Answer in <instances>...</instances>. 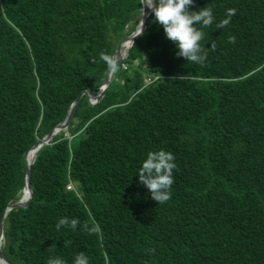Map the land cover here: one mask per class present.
Masks as SVG:
<instances>
[{"label":"trees","instance_id":"trees-1","mask_svg":"<svg viewBox=\"0 0 264 264\" xmlns=\"http://www.w3.org/2000/svg\"><path fill=\"white\" fill-rule=\"evenodd\" d=\"M205 6L215 20L200 43L216 44L205 66L177 57L149 14L92 105L83 92L109 71L100 53L113 57L141 23V0H0V219L21 197L24 154L79 98L66 133L35 154L30 202L3 219L11 264H73L79 252L90 264H264V0L190 11ZM160 149L177 167L158 205L137 174ZM62 217L99 231L57 230Z\"/></svg>","mask_w":264,"mask_h":264},{"label":"clouds","instance_id":"clouds-1","mask_svg":"<svg viewBox=\"0 0 264 264\" xmlns=\"http://www.w3.org/2000/svg\"><path fill=\"white\" fill-rule=\"evenodd\" d=\"M141 3L142 16H139V19L141 17V26L136 36L141 35L143 31L144 20L142 17L147 16L150 13L154 17V22L163 27L166 39L176 45V48L178 49L176 52L177 57H182L188 62L198 63L201 66H205V62L208 58V52L215 51L216 49V44L214 42L207 48L202 46L200 43L205 36L202 29L205 27H211L215 20L211 6H205L203 8H199L198 10L190 11V8L194 5V0H141ZM236 12L237 9L228 8L225 13L226 18L221 19L219 23L216 24V28L223 29L229 25L231 18L236 14ZM197 25H199V27H197ZM137 26H139V21L136 28ZM136 28L132 33L136 31ZM235 41L236 37L234 35H230L228 37V43L234 44ZM131 46L132 44L129 46L127 54ZM123 59L121 58V60ZM100 60L103 61L111 71L116 72L118 70V62L116 63L113 57L106 52L100 53ZM100 90L101 87L95 95H90L85 91L83 94L86 95L88 102L93 105L99 102L95 101V97L100 93ZM66 129L61 130L65 131ZM59 131H57L53 137ZM174 161L175 156L171 152L160 149L148 152L146 159L142 161L139 168L137 174L139 178L138 182L148 189L151 198L158 202V205L165 204L171 199V187L174 184L173 172L177 167ZM69 188L70 187L67 186V189ZM19 201L20 199L16 203ZM62 226L70 228L72 231H75L79 226L83 231L90 235L99 231V227L97 225H90L87 222L81 225L78 218H60L56 224L57 230H59ZM70 245L71 241L64 242V247H68ZM55 248L56 245L53 243L48 250L50 252H54ZM151 251L154 252V249ZM46 264H67V262L60 257H50ZM73 264H90V262L84 252H79L74 255Z\"/></svg>","mask_w":264,"mask_h":264},{"label":"water","instance_id":"water-1","mask_svg":"<svg viewBox=\"0 0 264 264\" xmlns=\"http://www.w3.org/2000/svg\"><path fill=\"white\" fill-rule=\"evenodd\" d=\"M149 14H150V13H149ZM149 14L143 18V20H144V25H143V31H142V33L144 32L145 25H146L145 21H146L147 17L149 16ZM141 16H142V14H141ZM139 29H140V27L137 26L136 31H135L134 33H132L130 36H128L126 39H124V40L121 42L120 45H118V47H117V49H116V52H115V55L113 56V59L116 61V63L119 62V61L121 60V59H115V58H116V55H117V53H118V51H119V49H120V47H121V45H122L124 42H126L128 39L134 41L137 37H139L140 35H139V36H136V35L138 34V32H139ZM141 35H142V34H141ZM126 56H127V51H126L125 55L122 57V59H123L124 57H126ZM111 72H112V71L109 69L107 75L105 76V80H104V83H103V85H102V87H101L100 93L95 97V101H100V99L103 97V95H104L106 89L108 88V86H109V82H110V77H111ZM78 100H79V98H78V99H77V100L71 105V108H70V110H69L68 116L65 118V120H64L60 125H58L53 131H51V132L49 133V135H47L45 138H43V139L37 141V142H36L31 148H29V149L26 151V153L24 154V160H25V156H26L27 152H29V150H31V149L34 148V147H37L36 150L38 151V150L40 149V147H41L43 144L49 142V141L52 139L53 135H54L57 131H59V130H61V129H66V128H67L68 123H69V121H70V119H71V117H72V115H73V112H74V110H75V106H76V103H77ZM37 151H36V152H37ZM33 162H34V159H33V161L31 162V164H30L29 166H27V164H26V162H25V166H26V177H25V184H24L23 192H24L25 190L28 191L27 200L25 201L24 204H21V202L19 201L18 203L12 204V205H10L9 207H7V208L5 209V211H4V213H3V216H2V218L0 219V237L3 235V219H4L5 215H6V212H8L9 210L14 209V208H23V207H25V206L30 202V200H31L32 192H31V189H30V166L33 164ZM0 264H11L8 260H6V258L4 257V255L1 253V250H0Z\"/></svg>","mask_w":264,"mask_h":264},{"label":"bare ground","instance_id":"bare-ground-1","mask_svg":"<svg viewBox=\"0 0 264 264\" xmlns=\"http://www.w3.org/2000/svg\"><path fill=\"white\" fill-rule=\"evenodd\" d=\"M140 26H141V23H139L138 27H140ZM131 44H132V40H129V39L126 42H124L122 44V46L120 47L115 59H121L125 55L126 51L128 50V48ZM36 149H37V147H34L31 150H29V152H27L26 157H25V160H26L25 162H26L27 166H29L31 164V162L33 161V159L35 158V154L37 151ZM27 196H28V191L25 190L22 193L21 198H20L21 204L25 203V201L27 200ZM25 198H26V200H25ZM1 244H2V236L0 237V246H1Z\"/></svg>","mask_w":264,"mask_h":264},{"label":"rangeland","instance_id":"rangeland-1","mask_svg":"<svg viewBox=\"0 0 264 264\" xmlns=\"http://www.w3.org/2000/svg\"><path fill=\"white\" fill-rule=\"evenodd\" d=\"M142 14V13H141ZM142 19H143V17H142ZM139 20H141V17H140V19ZM138 24V23H137ZM129 29V26H127V28H126V31ZM122 42V41H121ZM121 44V43H120ZM119 44V45H120ZM122 46V45H121ZM102 87V86H101ZM21 195H22V193H21Z\"/></svg>","mask_w":264,"mask_h":264}]
</instances>
